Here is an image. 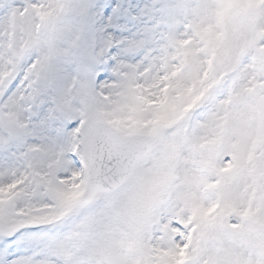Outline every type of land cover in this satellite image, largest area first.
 <instances>
[{
	"label": "snow or ice",
	"instance_id": "snow-or-ice-1",
	"mask_svg": "<svg viewBox=\"0 0 264 264\" xmlns=\"http://www.w3.org/2000/svg\"><path fill=\"white\" fill-rule=\"evenodd\" d=\"M0 264H264V0H0Z\"/></svg>",
	"mask_w": 264,
	"mask_h": 264
}]
</instances>
